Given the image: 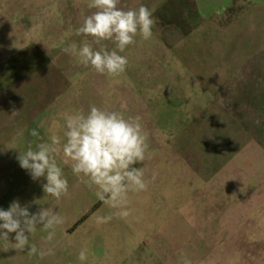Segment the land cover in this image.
<instances>
[{"label": "rangeland", "instance_id": "374dc122", "mask_svg": "<svg viewBox=\"0 0 264 264\" xmlns=\"http://www.w3.org/2000/svg\"><path fill=\"white\" fill-rule=\"evenodd\" d=\"M88 2L0 0L9 18L0 25V128L20 116L12 110L24 116L20 130L0 131V209L18 200L64 218L52 242L40 227L30 236L51 254L3 251L15 242L10 233L0 264H81L82 248L83 264H228L227 254L249 248L250 204L264 205V0H121L125 10L147 6L156 25L151 39L137 36L120 53L128 65L116 76L63 51L84 41L99 48L76 34L94 11ZM91 106L138 118L150 153L135 165L148 187L129 194L130 215L100 225L96 216L113 209L62 155L69 191L59 201L16 159L52 134L63 139L65 114Z\"/></svg>", "mask_w": 264, "mask_h": 264}, {"label": "clouds", "instance_id": "9594fccd", "mask_svg": "<svg viewBox=\"0 0 264 264\" xmlns=\"http://www.w3.org/2000/svg\"><path fill=\"white\" fill-rule=\"evenodd\" d=\"M120 3L121 0H89L87 7L94 11L83 17L76 34L92 37L99 48L84 41L79 47L72 43L63 51L97 73L112 76L123 73L128 59L120 53L134 45L137 36L145 41L151 39L156 20L145 5L125 10ZM103 41L113 42L114 49L108 50ZM65 127L63 139L52 134L48 141L37 143L35 150L29 147L24 152L19 151L16 159L20 167L33 181L44 178L46 183L42 188L46 196L59 201L69 191L68 180L57 162V156L62 155L63 163L70 164L72 173L86 178L90 186L97 188L98 198L113 209L107 215L96 216L98 225L114 217H128L129 194L146 191L148 187L145 169L135 166L150 156L147 133L139 119L91 106L86 113L78 110L65 114ZM31 134L39 137L35 130ZM63 223L64 218L53 208L41 207L36 213H30L27 205L21 206L14 200L7 210L0 209V239L9 241V234L15 233V242L11 247L6 244L3 251L18 252L27 248L32 255L51 254L50 248L43 250L30 244V236L40 227L47 233L44 241L50 243ZM77 259L83 264L88 259V250L82 248ZM183 264H191V261L185 258Z\"/></svg>", "mask_w": 264, "mask_h": 264}, {"label": "crops", "instance_id": "0c3cea01", "mask_svg": "<svg viewBox=\"0 0 264 264\" xmlns=\"http://www.w3.org/2000/svg\"><path fill=\"white\" fill-rule=\"evenodd\" d=\"M9 24V18L5 16H0V25ZM12 77V74H8ZM10 79V78H9ZM3 81H6L3 79ZM8 82V81H7ZM13 115H20L14 119L6 118L4 123H1L2 128L0 131L7 130L10 127L14 130H20L23 126L20 121H24V116L22 112H17L16 110L11 112ZM6 121V122H5ZM12 122V123H8ZM16 121V123H15ZM19 122V123H18ZM11 129V128H10ZM264 193V192H262ZM249 212L253 211L256 213L250 214L248 216V221L244 224L246 239L249 242V248L245 254H227L228 264H264V205L250 204ZM258 212V213H257ZM245 218V216H244ZM203 258V257H202ZM213 264V258H212Z\"/></svg>", "mask_w": 264, "mask_h": 264}]
</instances>
